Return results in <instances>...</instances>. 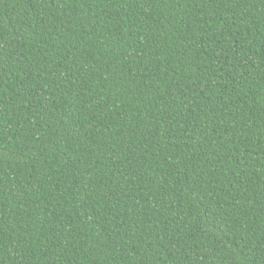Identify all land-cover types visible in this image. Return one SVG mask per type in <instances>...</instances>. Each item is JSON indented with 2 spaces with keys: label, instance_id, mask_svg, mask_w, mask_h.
<instances>
[{
  "label": "trees",
  "instance_id": "trees-1",
  "mask_svg": "<svg viewBox=\"0 0 264 264\" xmlns=\"http://www.w3.org/2000/svg\"><path fill=\"white\" fill-rule=\"evenodd\" d=\"M0 264H264V0H0Z\"/></svg>",
  "mask_w": 264,
  "mask_h": 264
}]
</instances>
